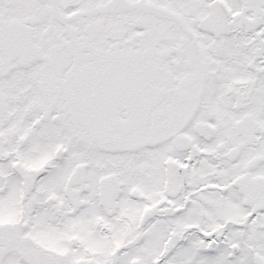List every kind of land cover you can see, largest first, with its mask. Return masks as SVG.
Segmentation results:
<instances>
[{
  "label": "snow or ice",
  "instance_id": "6c2138e0",
  "mask_svg": "<svg viewBox=\"0 0 264 264\" xmlns=\"http://www.w3.org/2000/svg\"><path fill=\"white\" fill-rule=\"evenodd\" d=\"M0 264H264V0H0Z\"/></svg>",
  "mask_w": 264,
  "mask_h": 264
}]
</instances>
